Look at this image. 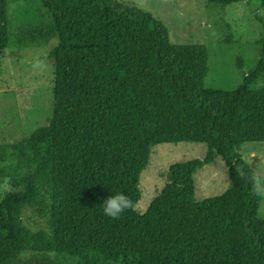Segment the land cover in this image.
<instances>
[{
  "label": "trees",
  "instance_id": "1",
  "mask_svg": "<svg viewBox=\"0 0 264 264\" xmlns=\"http://www.w3.org/2000/svg\"><path fill=\"white\" fill-rule=\"evenodd\" d=\"M10 1L0 0V60L11 46L58 44L52 118L0 148V179L16 189L0 202V264H264L263 198L240 155L241 144L264 142V88H252L264 60L236 89L207 90L208 48L174 44L149 12L117 0H39L51 25L14 38ZM183 142L206 144L208 157L175 164L138 212L152 148ZM216 153L231 187L197 201L195 174ZM116 193L135 210L112 219L103 202ZM27 208L46 229L24 224Z\"/></svg>",
  "mask_w": 264,
  "mask_h": 264
},
{
  "label": "rangeland",
  "instance_id": "2",
  "mask_svg": "<svg viewBox=\"0 0 264 264\" xmlns=\"http://www.w3.org/2000/svg\"><path fill=\"white\" fill-rule=\"evenodd\" d=\"M149 12L170 31L174 44H201L209 51L207 90L231 91L251 76L264 60V0H245L231 6L210 5L207 0H117ZM10 31L35 32L51 25V18L39 0L9 3ZM57 38L23 47L11 46L0 60V148L29 137L53 116L54 61L49 57ZM264 80V73L259 80ZM257 89L256 84L252 86ZM206 144L160 143L154 145L140 180L141 196L136 206L145 213L169 182L171 168L189 160H205ZM242 159L264 176V142L240 146ZM5 163L0 161V166ZM231 187L229 169L216 153L211 163L195 174V199L203 201L224 195ZM6 196V195H5ZM0 197L1 200L5 197ZM258 217L264 220V197ZM24 224L34 231L46 229V222L27 208Z\"/></svg>",
  "mask_w": 264,
  "mask_h": 264
},
{
  "label": "clouds",
  "instance_id": "3",
  "mask_svg": "<svg viewBox=\"0 0 264 264\" xmlns=\"http://www.w3.org/2000/svg\"><path fill=\"white\" fill-rule=\"evenodd\" d=\"M256 87L264 88V80L257 81ZM239 175L242 178L246 177V173L243 170L239 171ZM14 191L16 189L13 187L9 177L0 179V197ZM252 193L253 195L264 197V176L256 175L252 178ZM128 210H135V204L127 195L122 193L111 195L103 202V213L112 219H118L122 213Z\"/></svg>",
  "mask_w": 264,
  "mask_h": 264
}]
</instances>
